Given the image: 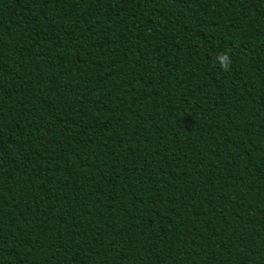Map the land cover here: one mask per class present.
Masks as SVG:
<instances>
[{
  "label": "trees",
  "instance_id": "trees-1",
  "mask_svg": "<svg viewBox=\"0 0 264 264\" xmlns=\"http://www.w3.org/2000/svg\"><path fill=\"white\" fill-rule=\"evenodd\" d=\"M0 264H264V0H0Z\"/></svg>",
  "mask_w": 264,
  "mask_h": 264
},
{
  "label": "clouds",
  "instance_id": "clouds-1",
  "mask_svg": "<svg viewBox=\"0 0 264 264\" xmlns=\"http://www.w3.org/2000/svg\"><path fill=\"white\" fill-rule=\"evenodd\" d=\"M222 69L227 70L230 66L231 60L230 56L227 53H223L217 57Z\"/></svg>",
  "mask_w": 264,
  "mask_h": 264
}]
</instances>
